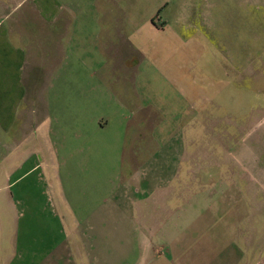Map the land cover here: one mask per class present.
Wrapping results in <instances>:
<instances>
[{
  "label": "crops",
  "instance_id": "obj_1",
  "mask_svg": "<svg viewBox=\"0 0 264 264\" xmlns=\"http://www.w3.org/2000/svg\"><path fill=\"white\" fill-rule=\"evenodd\" d=\"M186 4L187 0H0V264H124L120 258L131 250L118 242L125 232L121 211L96 219L99 229L88 226L89 220L81 226L68 202L72 199L62 195L63 184H74L76 148L54 145L53 140L68 126L53 105L63 101L61 89L68 84L67 74L79 68L82 60L80 88L85 91L86 105L98 114L91 119L94 134L90 140L98 148L99 133L113 126L108 153L121 166L123 157L132 151L135 165L130 168L127 186L141 190L138 180L143 168H137L134 158L147 149L142 141L160 143L164 127L160 121L152 134L138 133L136 140L142 141L130 148L133 115H139L133 119L136 132L146 124L142 120L147 116L146 93L152 88L164 100L157 88L166 72L151 75L148 67L159 59L153 54V45L161 48L165 42L152 40L166 31L208 33L216 26L209 10L195 16ZM139 29L147 31L148 39L138 38ZM38 72H45L46 78ZM181 77L172 75L168 83L163 82L172 85L174 81L179 89ZM155 109L162 120V106ZM78 121H70L77 130ZM79 123L77 132L82 138L87 129L85 122ZM197 170L183 171L187 177L200 176L202 169ZM220 178L232 179V185L218 188L214 212L200 216L196 237L185 248L181 230L177 234L173 229L184 264H264V187H233L240 179L234 170ZM192 188L155 186L146 202L154 201L155 208L160 205L161 212L166 211L168 217L158 215L162 223L175 224L183 218L171 219L179 207L177 197ZM195 199L199 204V198ZM127 201L132 205L140 202ZM152 218L149 212L148 224ZM106 220L116 237L114 244H108L101 233ZM162 223L156 231L162 229ZM162 233L168 237L164 228Z\"/></svg>",
  "mask_w": 264,
  "mask_h": 264
},
{
  "label": "rangeland",
  "instance_id": "obj_2",
  "mask_svg": "<svg viewBox=\"0 0 264 264\" xmlns=\"http://www.w3.org/2000/svg\"><path fill=\"white\" fill-rule=\"evenodd\" d=\"M186 9L195 16L209 10L216 26L208 33L186 31L177 33L178 37L166 31L162 37L157 35L152 40L165 42L161 48L152 44L153 54L159 59L150 62L148 67L151 75L166 72V79L160 78V88H157L164 93V100L159 94V98L156 97L152 88L146 93L147 116L142 118L146 124L136 132L133 119L139 115H133L128 134L130 148L142 141L136 140L138 133L142 132L145 137L152 134L155 123L160 121L164 127L160 131V143L142 141L147 151L140 150L141 156L134 158L138 161L137 168H143V173L140 172L143 180H138L141 190L127 186L130 168L135 165L132 151L123 157L121 166L117 165L118 159L108 153L110 137L115 133L113 126L99 133L102 140L98 148L92 143L93 139L90 140L94 134L91 119L98 114L93 106L86 105L85 91L80 88L82 60L79 68L67 74L68 84L61 89L64 104L60 106L59 101V105H53V111L57 107L56 112L68 126L67 131L53 140L54 145L59 149L63 145L76 148L74 184H63L62 195L72 199L68 202L73 204L72 212L81 226L89 220L92 223L88 226L99 229L100 222L96 219L115 214L118 209L121 211L125 217V232L118 242L131 250L120 258L124 264H151L153 260L184 264L185 257L179 254L177 229L182 232L181 245L185 248L184 244L196 237L200 216L214 212L212 207L218 198V188L232 185V179L222 180L220 176L227 177L234 170L240 179L233 187L241 190L253 185L264 187V0H187ZM136 32L138 38L145 41L147 31ZM64 38L68 39L66 35ZM38 73L46 78L45 72ZM178 74L182 75L181 90L174 81L172 85L167 84L170 76ZM151 80L154 81L153 77ZM155 106H162V120ZM74 119L85 122V137L78 134L79 121L78 130L70 123ZM186 168L202 169L201 177L195 174L187 177L183 171ZM182 183L195 187L177 197L179 207L171 219L180 215L183 218L175 224H164L159 216L168 217L166 211L161 212L160 205L156 210L154 201L146 202L151 189L167 184L183 186ZM48 187L53 188L50 181ZM196 197L200 199L199 204L194 201ZM132 199L140 202L128 203L127 200ZM113 206L116 209L110 212ZM149 212L153 218L148 224ZM106 221L107 226L105 229L102 226L101 233L108 244H114L116 237L112 236L109 220ZM160 223L163 227L156 231ZM163 228L169 232L168 237L163 235ZM187 251L189 256L190 246ZM114 260L117 259L111 261Z\"/></svg>",
  "mask_w": 264,
  "mask_h": 264
}]
</instances>
